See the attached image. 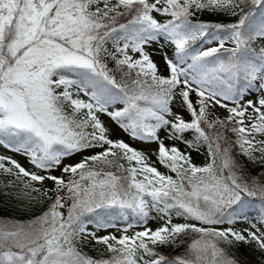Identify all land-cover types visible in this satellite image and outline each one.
<instances>
[{
    "label": "snow or ice",
    "instance_id": "6c2138e0",
    "mask_svg": "<svg viewBox=\"0 0 264 264\" xmlns=\"http://www.w3.org/2000/svg\"><path fill=\"white\" fill-rule=\"evenodd\" d=\"M102 117L157 144L175 175ZM165 138L206 146L208 161ZM0 148V192L32 213L0 218V264H239L238 242L264 252V212H246L264 201V0H0Z\"/></svg>",
    "mask_w": 264,
    "mask_h": 264
},
{
    "label": "trees",
    "instance_id": "16d2710c",
    "mask_svg": "<svg viewBox=\"0 0 264 264\" xmlns=\"http://www.w3.org/2000/svg\"><path fill=\"white\" fill-rule=\"evenodd\" d=\"M262 16V13L260 11H256V17L259 20ZM220 19L227 20L228 17H219ZM201 19H212L215 20L217 17L215 16H208L207 14L201 16ZM111 66V65H110ZM188 138L192 137L191 132L186 133ZM199 151L205 155V162L208 161V153L206 146H201ZM241 163L244 165V174L245 175H257L260 171V165H253L249 163L244 157L239 158ZM203 164V165H204ZM162 173L165 174H171L175 175L174 173H170L167 168L160 165V169ZM50 187V186H49ZM249 204L246 208V212L248 213V217L258 218L259 215L264 212V201H262L259 197L256 198H248ZM31 212H24L20 210L19 202L14 200L11 196L3 195L2 192H0V218H6V219H27L31 216ZM113 217H116L115 215ZM121 224L126 223H133L136 224V222L130 217L128 221H124L122 219H119ZM173 222H183L182 218H176L173 216ZM237 228H245L247 227L246 223H240L235 225ZM163 254H180L183 252L184 248H176L173 249L171 247H161L158 249ZM232 255L239 261V264H264V252H261L257 249L255 244L251 243H243L238 242L231 246L229 249ZM83 251L86 252L88 255L92 257H98L100 253L103 252V246L102 245H84Z\"/></svg>",
    "mask_w": 264,
    "mask_h": 264
},
{
    "label": "rangeland",
    "instance_id": "374dc122",
    "mask_svg": "<svg viewBox=\"0 0 264 264\" xmlns=\"http://www.w3.org/2000/svg\"><path fill=\"white\" fill-rule=\"evenodd\" d=\"M155 15V14H154ZM158 19H160L161 17L157 16ZM158 48L157 44H153L152 47L150 49H147L149 52H154V50H156ZM153 59L157 62L158 65L161 66V71H163V66H162V60L160 59V56L157 54L153 55ZM175 110V109H174ZM215 114L219 115L220 117H224L227 115V112L223 109V108H217L215 110ZM103 119H105L106 123L108 124V126L110 127L111 130V134H112V138H122L124 139L126 142L130 143L133 147L139 149V150H143L146 155H148L150 157L151 162L154 164V166H156L158 168V170L160 169V163L157 161L155 152L158 149V145L155 143H151V144H147V143H143L141 141H137V140H132L130 139V137L122 132L116 125L112 124L111 121H108L106 117H102ZM185 118L187 119L188 117L185 116ZM161 136H164V132L162 131ZM185 138L188 139L187 134L185 133ZM172 143H175L182 151L184 152H191L192 154V162L197 164L198 166H202L205 162V155H203V153L201 151H192L191 149H189L184 143L180 142V141H170L167 138H165V144L170 146ZM4 150L2 148H0V152H3ZM79 157H77L76 159H78ZM18 159L21 160V163H24V160L22 158ZM70 161H65V163H68ZM27 166V165H26ZM53 174H59V172H54ZM46 186H51V182H46ZM249 218V217H248ZM112 222L116 223L118 225V227L122 228L125 224H121L119 219L117 217H112ZM253 218H249V220H251ZM158 221H154V220H149L148 226L151 228H155L158 226ZM240 224V223H238ZM247 224V223H246ZM248 226V225H247ZM223 227H227V225H224ZM141 230V226L134 224V227L132 229H129V235H131L134 231H138ZM106 232H113L116 235H119L120 233L116 230V229H108L106 231H101L98 234L103 235L106 234ZM92 245V244H89Z\"/></svg>",
    "mask_w": 264,
    "mask_h": 264
}]
</instances>
